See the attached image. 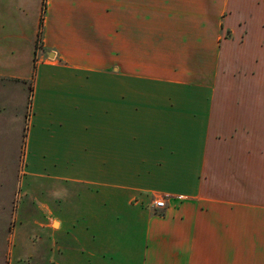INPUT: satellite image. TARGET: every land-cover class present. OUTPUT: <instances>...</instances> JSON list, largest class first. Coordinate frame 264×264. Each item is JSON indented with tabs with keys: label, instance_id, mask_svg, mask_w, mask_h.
Masks as SVG:
<instances>
[{
	"label": "crops",
	"instance_id": "1",
	"mask_svg": "<svg viewBox=\"0 0 264 264\" xmlns=\"http://www.w3.org/2000/svg\"><path fill=\"white\" fill-rule=\"evenodd\" d=\"M31 69L85 118L52 176L92 199L37 264H264V0H0V77Z\"/></svg>",
	"mask_w": 264,
	"mask_h": 264
},
{
	"label": "rangeland",
	"instance_id": "2",
	"mask_svg": "<svg viewBox=\"0 0 264 264\" xmlns=\"http://www.w3.org/2000/svg\"><path fill=\"white\" fill-rule=\"evenodd\" d=\"M39 42L36 36L33 70L46 59ZM32 69L27 80L0 77V264L49 260L54 249H65L69 227L85 221V201H92L85 183L52 176L85 174V118L71 111L59 90L37 88L34 102L43 124L35 123L27 142L36 112ZM52 109L64 121L61 127L46 126Z\"/></svg>",
	"mask_w": 264,
	"mask_h": 264
},
{
	"label": "built area",
	"instance_id": "3",
	"mask_svg": "<svg viewBox=\"0 0 264 264\" xmlns=\"http://www.w3.org/2000/svg\"><path fill=\"white\" fill-rule=\"evenodd\" d=\"M153 205L156 208L162 209L165 206V198L162 196H157L154 200H153Z\"/></svg>",
	"mask_w": 264,
	"mask_h": 264
},
{
	"label": "trees",
	"instance_id": "4",
	"mask_svg": "<svg viewBox=\"0 0 264 264\" xmlns=\"http://www.w3.org/2000/svg\"><path fill=\"white\" fill-rule=\"evenodd\" d=\"M43 11H44V4H43ZM38 37H40L41 36V29L38 31V35H37Z\"/></svg>",
	"mask_w": 264,
	"mask_h": 264
},
{
	"label": "water",
	"instance_id": "5",
	"mask_svg": "<svg viewBox=\"0 0 264 264\" xmlns=\"http://www.w3.org/2000/svg\"><path fill=\"white\" fill-rule=\"evenodd\" d=\"M48 55H49L50 57H52V56H53V53L50 52V53H48Z\"/></svg>",
	"mask_w": 264,
	"mask_h": 264
}]
</instances>
